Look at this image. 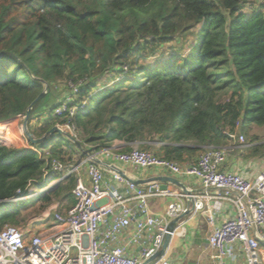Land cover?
<instances>
[{
  "label": "trees",
  "instance_id": "obj_1",
  "mask_svg": "<svg viewBox=\"0 0 264 264\" xmlns=\"http://www.w3.org/2000/svg\"><path fill=\"white\" fill-rule=\"evenodd\" d=\"M188 34L185 55L146 62ZM0 50L20 60L0 59V122L24 114L42 89L23 64L52 88L81 82L76 98L86 107L70 123L96 150L116 141L124 144L117 151L153 149L158 141L159 155L181 162L239 131L248 145L237 149L264 156V0H0ZM33 117L34 137L66 121L52 107L35 126ZM35 147L41 154L0 144V228L18 224L29 206L28 198L9 199L41 180L45 152L70 161L75 146L53 133ZM74 184L66 177L41 197L44 205Z\"/></svg>",
  "mask_w": 264,
  "mask_h": 264
},
{
  "label": "built area",
  "instance_id": "obj_2",
  "mask_svg": "<svg viewBox=\"0 0 264 264\" xmlns=\"http://www.w3.org/2000/svg\"><path fill=\"white\" fill-rule=\"evenodd\" d=\"M65 84L52 110L55 116L66 119L56 126L77 139V128L70 120L86 107V100L76 98L81 82ZM224 133L229 143L205 146L193 161L167 159L137 145L128 151L113 147L90 150L97 157L99 152H104L121 165L140 170L155 168L174 177H192L215 194L160 190L157 183L143 188L117 173L107 177L91 156L74 164L57 158L48 160L46 151V165L37 183L73 176L75 184L71 193L75 201L65 209L53 211V222L59 229L27 236L16 225L1 227L0 264H141L161 249L165 233L173 235L174 230L166 229L169 220L186 210L205 213L211 226L208 244L215 252V264H236L239 256L243 264H264L261 245L264 243V162L251 177L227 168L225 164L232 148L248 144L239 131ZM29 149L41 154L34 145ZM83 165L84 176L76 175ZM29 186L24 191L16 190V196L9 200L30 198L37 189ZM157 196L172 198L164 214L150 211L149 200ZM212 198L228 201L232 210L218 224L214 205H210ZM185 200H192V204L184 206ZM131 224L134 231L122 235ZM149 264H168V261L162 254Z\"/></svg>",
  "mask_w": 264,
  "mask_h": 264
},
{
  "label": "crops",
  "instance_id": "obj_3",
  "mask_svg": "<svg viewBox=\"0 0 264 264\" xmlns=\"http://www.w3.org/2000/svg\"><path fill=\"white\" fill-rule=\"evenodd\" d=\"M59 93L61 91L57 90ZM57 101V99H56ZM53 104H55V102ZM46 113L44 111L37 112L34 114L33 120L36 118L41 122L46 117ZM22 115H17L15 117L9 118L7 120L0 122V134L4 132V130L10 129L12 132V138L8 139L5 136L1 135L0 144L5 145L7 147H16V148H29L32 144L26 139L22 130L19 128V123L22 122ZM32 120V123H33ZM5 135V134H4ZM153 149L155 152L160 153V146L163 143H158V141H152ZM85 145V144H84ZM124 144L121 142H115L113 144V148H120ZM35 146V145H34ZM193 146V145H188ZM86 149L92 150V146L85 145ZM234 150V151H233ZM232 152L229 154L225 166L227 168H232L240 172L244 176H253L259 170L261 165L264 162V156H248L246 155V151H242L241 149L233 148ZM200 150L193 152V154L183 153V160L185 161H193L196 159ZM70 161H65L68 163L79 164L83 160L82 153L76 148H72L69 150ZM98 158L102 161L109 162L115 164L117 167L122 169L124 173H126L127 177L134 180H139L142 183L137 184L143 188L148 186L150 183L149 178L155 176H170L165 172H162L158 169L151 168L147 170H140L135 167L125 166L116 163L113 161L109 155H106L104 152H99ZM85 172V166L79 167L76 175H83ZM107 177H110V172L105 171ZM54 177V176H53ZM174 177V176H173ZM177 178L184 186L186 191L195 192L199 195L204 194H215L216 192L211 188H204L201 184L192 177H175ZM53 180H57L55 187L60 185L65 179L52 178L47 180L48 183H52ZM153 182V181H152ZM55 183V182H53ZM34 185H39L38 183H33ZM158 186L159 183L157 182ZM45 185V184H44ZM36 187V186H35ZM54 187V188H55ZM37 188V187H36ZM53 188V189H54ZM167 189L170 191H182L180 187L174 186L172 184H167ZM184 192V191H183ZM41 195V193L39 194ZM59 200L65 201V206H62L61 209H65L66 207L72 205L75 201L74 196L70 191V195L63 196L58 198ZM57 199V200H58ZM62 201V202H63ZM172 201L171 197L168 196H157L152 197L149 200L150 211L153 214H164L167 205ZM187 200L184 201L183 205L188 206L190 204ZM50 204V203H49ZM49 204L47 206H49ZM191 205V204H190ZM210 205H214V209L216 212L215 222L218 224L222 222L223 218L226 215L232 212L230 203L226 200H221L219 198L210 199ZM46 206V207H47ZM55 206V205H54ZM53 206V207H54ZM218 206V208H217ZM183 217L176 225L174 229V233L171 236L169 243L166 249L163 252V259L168 261V264H215L213 259V254L215 253L208 244V236L211 231V226L207 221L205 213L201 212H192ZM43 220V217H40ZM59 226L56 223L51 222L49 227H39L37 230L32 232H48L51 230L59 229ZM23 230V229H22ZM134 231V226L131 224L129 228L123 231L122 235H128L129 233ZM264 231V229H263ZM31 232V233H32ZM29 232L26 233L29 236ZM264 246V243H261ZM236 264H243L241 257H238Z\"/></svg>",
  "mask_w": 264,
  "mask_h": 264
},
{
  "label": "water",
  "instance_id": "obj_4",
  "mask_svg": "<svg viewBox=\"0 0 264 264\" xmlns=\"http://www.w3.org/2000/svg\"><path fill=\"white\" fill-rule=\"evenodd\" d=\"M7 56L13 57L14 59L20 61L19 58L13 52L8 51V50H0V59L7 57ZM22 66L29 73L30 77L34 81L39 82L42 85V89H41L40 93L29 103L24 114H22V116H23L22 117V132H23L24 136L26 137V139L32 145H36V144L46 140L47 138H49L53 133H58L61 137L72 142L74 144V146L82 153L84 158H88L91 156V160L93 162H95L97 165H99L104 171H108L110 173H117L121 176L127 177L126 173H124V171L122 169H120L119 167H117L113 163H109V162H105V161L100 160L96 155H93V153L90 150L86 149L85 145H83L81 142H79L78 139L72 137L68 132L60 129L56 125H53L46 132H44L41 136L34 137L31 135V133H30L31 124L29 123L31 117H33L34 114L37 112L46 111V110L48 111L54 105L53 103H54V101H56V99H58V97L60 96V93L57 90H55L54 88H52L51 85L47 81H45L44 79L33 76V74L29 71V69L26 66H24L23 64H22ZM51 100H52V102L50 103L49 101H51ZM49 103H50V105H48ZM127 178H129V177H127ZM130 180L134 184L142 183L141 181L134 180L132 178ZM149 181H150V183H148V185H150L151 183H157L158 182L159 183L158 188L160 190L167 189V184L169 183V184H172L174 186L180 187L182 189V191H184L186 193L189 192V191H186L185 186L177 178H175L173 176H155V177L149 178ZM189 203L192 204V200H190ZM189 213H190V210H186L185 212H182L179 215L175 216L174 218L170 219L166 225V229L168 231H173L174 228L176 227V224L183 217L188 215ZM170 238H171L170 233H165L163 236V243H162L161 249L159 251H157L156 253H154L152 256H150L148 259L143 261L141 264H149V263L153 262L156 258L161 256L163 254L164 250L166 249Z\"/></svg>",
  "mask_w": 264,
  "mask_h": 264
},
{
  "label": "rangeland",
  "instance_id": "obj_5",
  "mask_svg": "<svg viewBox=\"0 0 264 264\" xmlns=\"http://www.w3.org/2000/svg\"><path fill=\"white\" fill-rule=\"evenodd\" d=\"M194 31H196V28L194 29ZM192 39H193L192 34H188L184 37L182 36L176 37L169 43L159 46L155 52V55L149 57L146 60V62L154 65L156 63L159 64V62H161L163 59L168 58L169 54L179 53V54L185 55L187 50L189 49V44H191ZM65 83L66 81L57 80L52 84V86L53 88H55V90L61 91L64 89L66 85ZM49 102L51 103L52 100ZM50 103L48 105H50ZM45 112H47V110L44 111V113ZM38 121L39 120L35 118L32 124L35 126L38 124ZM19 128L20 130H22V122L21 124L19 123ZM1 135L5 136L8 139L12 138V132L10 129L4 130V132L0 134V137ZM135 147H138V146H135ZM12 148H15V147H12ZM232 150L230 151V153L232 152ZM53 182L54 181L48 184L45 183V185L44 184H39V185L30 184L29 188L32 189L36 186L37 191L36 192L34 190L32 191L33 195L30 198H28L30 201L29 206L27 208L21 209V215L18 217L19 222L18 224H15L17 227L23 229L25 233H28V232L31 233L32 231L37 230V228L39 227H49L51 225V222H53V211L61 210L62 206L66 205L65 201L59 200V199L57 200V198H53V197H51V202L49 206L46 205L47 206L46 207L44 205V202L41 197H43L44 195L51 196V194L54 191L53 188L55 186L49 185V184H56V182L55 183ZM40 193L41 195H39ZM40 217H43V220H41Z\"/></svg>",
  "mask_w": 264,
  "mask_h": 264
},
{
  "label": "bare ground",
  "instance_id": "obj_6",
  "mask_svg": "<svg viewBox=\"0 0 264 264\" xmlns=\"http://www.w3.org/2000/svg\"><path fill=\"white\" fill-rule=\"evenodd\" d=\"M1 127V126H0ZM0 131H1V129H0Z\"/></svg>",
  "mask_w": 264,
  "mask_h": 264
}]
</instances>
